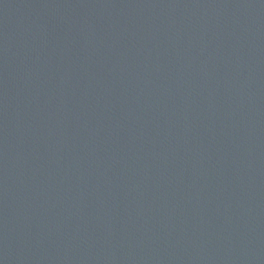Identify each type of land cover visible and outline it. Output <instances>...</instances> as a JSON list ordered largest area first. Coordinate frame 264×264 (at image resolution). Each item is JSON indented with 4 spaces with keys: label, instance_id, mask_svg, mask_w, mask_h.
<instances>
[{
    "label": "water",
    "instance_id": "water-1",
    "mask_svg": "<svg viewBox=\"0 0 264 264\" xmlns=\"http://www.w3.org/2000/svg\"><path fill=\"white\" fill-rule=\"evenodd\" d=\"M0 264H264V141L0 152Z\"/></svg>",
    "mask_w": 264,
    "mask_h": 264
}]
</instances>
